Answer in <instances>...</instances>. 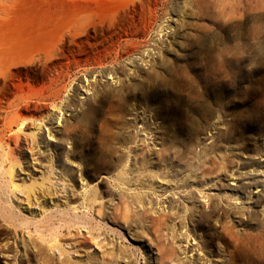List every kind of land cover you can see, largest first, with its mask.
<instances>
[{"label": "rangeland", "instance_id": "1", "mask_svg": "<svg viewBox=\"0 0 264 264\" xmlns=\"http://www.w3.org/2000/svg\"><path fill=\"white\" fill-rule=\"evenodd\" d=\"M0 264H264V0H0Z\"/></svg>", "mask_w": 264, "mask_h": 264}, {"label": "bare ground", "instance_id": "2", "mask_svg": "<svg viewBox=\"0 0 264 264\" xmlns=\"http://www.w3.org/2000/svg\"><path fill=\"white\" fill-rule=\"evenodd\" d=\"M26 198V197H25ZM127 213V212H126Z\"/></svg>", "mask_w": 264, "mask_h": 264}]
</instances>
